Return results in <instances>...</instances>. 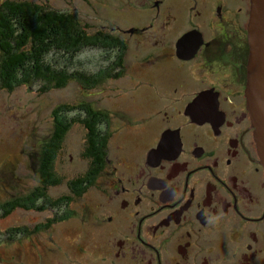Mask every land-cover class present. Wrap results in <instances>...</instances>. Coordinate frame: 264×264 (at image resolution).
Instances as JSON below:
<instances>
[{
	"label": "flooded vegetation",
	"instance_id": "obj_1",
	"mask_svg": "<svg viewBox=\"0 0 264 264\" xmlns=\"http://www.w3.org/2000/svg\"><path fill=\"white\" fill-rule=\"evenodd\" d=\"M250 6L135 4L136 22L110 33L126 47L123 69L130 44L142 51L134 88L150 102L115 136L105 120L107 152L94 177L104 175L96 185L102 199L78 206L69 228V214H46L45 196L31 207L37 193L28 190L17 206L15 187L6 189L0 264H264V165L246 95ZM10 166L0 173L17 179Z\"/></svg>",
	"mask_w": 264,
	"mask_h": 264
},
{
	"label": "rangeland",
	"instance_id": "obj_2",
	"mask_svg": "<svg viewBox=\"0 0 264 264\" xmlns=\"http://www.w3.org/2000/svg\"><path fill=\"white\" fill-rule=\"evenodd\" d=\"M4 1L6 0H0V4ZM28 1L74 12L83 23L90 24L92 32L102 28L112 32L117 25L127 26L136 22L134 6L141 0ZM139 52L142 51L130 44L126 51L125 67L118 73L119 71L112 65L116 55L114 52L107 57L106 51L100 48L84 49L77 56L74 64L80 71L97 75L94 85L89 86L72 78L65 87L53 88L45 92L39 90L41 83L33 86H18L13 91L0 87V168L3 164H11L10 169L15 171L14 176L17 177V179L10 178L11 173L8 174L6 171L5 174L0 173L1 184L5 181V187L0 188V196L6 197L7 194L3 193L12 186L20 196L28 190L37 191L38 187L42 186L41 183L39 185L38 180L42 159L56 131L55 114H59L63 105L80 106V108L83 107L81 105H91L100 111L110 112V116L106 119H110L113 136L120 133L119 129L125 126L122 124L127 118L139 116L140 111L150 102L146 93L134 88L138 70L135 57ZM70 112L69 115H65L83 118L85 114L79 108ZM105 122L100 121L103 129ZM87 136V129L83 123L78 121L70 127L54 162V172L61 182L46 188L53 200L70 196L68 202H61L56 207L47 206L46 213L49 215L53 211L56 216L57 212L58 218L69 214L67 216L69 218L62 222L69 228L77 223L72 218V213L77 211L78 206L90 207L102 199L96 186L98 179L103 180L102 174L91 184L86 183L82 192L76 191L78 189L74 190L71 186L73 179L85 175L92 167L89 158L85 155L88 146ZM115 145L112 139L110 150L113 153ZM34 201L37 205L40 204L36 198ZM15 215L16 221H24L26 217V213L21 210H16Z\"/></svg>",
	"mask_w": 264,
	"mask_h": 264
},
{
	"label": "trees",
	"instance_id": "obj_3",
	"mask_svg": "<svg viewBox=\"0 0 264 264\" xmlns=\"http://www.w3.org/2000/svg\"><path fill=\"white\" fill-rule=\"evenodd\" d=\"M86 48H100L106 51L107 57L114 52L113 68L118 73L123 70L126 47L104 28L92 32L90 24L83 23L76 13L35 1L6 0L0 4V87L3 89L13 91L18 86L41 83L39 90L45 92L65 87L72 78L89 86L94 85L97 75L80 71L74 64L77 56ZM81 106L63 105L59 114H55L56 131L42 159L43 190L38 187L35 191L37 196L32 195L31 207L41 208L34 200L42 196L46 198L44 207H56L71 199L70 196H63L53 200L46 188L61 182L54 172V162L62 149L65 135L75 122L83 123L87 129L85 155L94 159L85 175L72 180V188L82 192L84 185L91 184L100 171L108 143L107 133L100 121H105L107 116L91 105ZM76 108L85 113L83 118L65 115ZM23 196L16 199L17 206L26 204Z\"/></svg>",
	"mask_w": 264,
	"mask_h": 264
},
{
	"label": "water",
	"instance_id": "obj_4",
	"mask_svg": "<svg viewBox=\"0 0 264 264\" xmlns=\"http://www.w3.org/2000/svg\"><path fill=\"white\" fill-rule=\"evenodd\" d=\"M248 24L249 60L246 88L247 104L250 111L257 149L264 165V0H250ZM189 34L179 42V50L184 51Z\"/></svg>",
	"mask_w": 264,
	"mask_h": 264
}]
</instances>
